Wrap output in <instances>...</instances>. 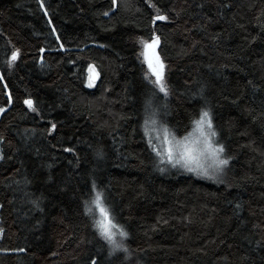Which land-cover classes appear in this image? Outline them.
<instances>
[{
  "label": "trees",
  "instance_id": "trees-1",
  "mask_svg": "<svg viewBox=\"0 0 264 264\" xmlns=\"http://www.w3.org/2000/svg\"><path fill=\"white\" fill-rule=\"evenodd\" d=\"M152 2L183 9L179 18L168 11L174 23L158 22L173 95L153 98L156 119L182 138L207 104L233 157L223 183L161 172L148 147L151 85L137 59L138 37L151 35L146 0H117L115 9L111 0H43V9L37 0H0V147L12 157L0 161V249H24L0 251V264H86L104 243L83 209L93 180L129 232L125 264H264V0H224L231 6L219 12L220 0ZM14 47L21 56L9 68ZM89 64L101 73L93 89L84 84ZM201 89L205 100L194 99ZM28 97L40 115L23 104ZM49 121L57 123L51 134ZM61 145L78 149V168ZM41 194L43 212L29 202Z\"/></svg>",
  "mask_w": 264,
  "mask_h": 264
},
{
  "label": "snow or ice",
  "instance_id": "snow-or-ice-1",
  "mask_svg": "<svg viewBox=\"0 0 264 264\" xmlns=\"http://www.w3.org/2000/svg\"><path fill=\"white\" fill-rule=\"evenodd\" d=\"M40 7L43 9L45 5L43 0H37ZM148 7L153 11L150 14V24H151V35L147 38L141 36L138 37V44L140 45V51L137 54V59L141 60V63L147 64L148 71L144 73L143 78L148 85H151L149 92L145 94L144 101V135L147 137L148 147L155 152L156 156L160 158L161 164L171 165L172 168H180L186 172L192 173L198 178L213 180L214 182L223 183L221 177L225 174V170L229 167L230 160L233 159L231 155L227 154L226 146L221 143L217 137L218 133L214 125L213 111L207 104L199 105L198 111L195 112L190 117V123L193 125V131L187 133L181 140H177L174 134H171L167 126L161 125L163 131V144L168 145L165 150L158 149L153 143V138L151 133L156 131V125L158 123L156 117L158 115L157 110L153 107V98L158 94H163L165 101L168 100L170 96L173 95V89L171 88L168 80V65L162 57L158 48L161 44V36L159 35L157 28L159 27L158 22L164 24L174 23L173 18L168 14V11L175 12L176 18H179L180 12L183 9L177 10L175 7L165 11L163 8L159 7L152 0H146ZM112 9H115L118 4L117 0H111ZM199 7L203 8L204 5L200 4ZM231 5L220 0L218 4V12L220 8L227 9ZM111 10V9H110ZM45 15H48L47 10L45 9ZM261 14L264 15V10H261ZM104 16L109 15V11L103 12ZM259 19V17H257ZM51 23V21H49ZM238 27H243V25H238ZM53 28V32L55 33ZM216 36L212 37L213 39L218 38ZM256 36H252L248 39L249 43H252L256 40ZM57 41L60 40V37H56ZM100 47H105L106 45L100 44ZM60 49H64V44L60 43ZM44 49L41 48L40 52H43ZM21 50L19 48H13L11 55L7 58V65L9 68L13 67L16 62L20 59ZM42 62V61H41ZM101 78V73L96 69L92 64L88 65V72L84 81L85 87L88 89H93L97 87V81ZM4 77L0 76V81H3ZM252 84L251 81L248 82ZM255 87V86H253ZM6 101L5 105L11 106L13 104V96L7 90V85H4ZM183 95V93H181ZM199 96L200 100H205L203 95V89L199 93H193V98L195 99ZM23 104L27 109L32 112L40 115V111L37 106L34 104V101L31 97L23 99ZM167 108V104L164 105ZM7 111V107L0 106V114H3ZM50 127L46 131L51 134L57 129V123L49 121ZM151 126V127H150ZM193 133H196L193 136ZM171 137V139H169ZM157 140L160 139V136L157 135ZM6 137L0 134V145L4 143ZM9 143H11L9 141ZM91 147V145H89ZM52 147H57V145H52ZM62 151L65 153H70L74 159H69L68 163L73 166V168H78L80 165V156L78 149L75 146H60ZM39 151V150H37ZM94 155L96 159L101 160L105 157L106 153L104 151L103 145H100L95 149ZM7 159H12L11 156H5L3 148L0 147V161ZM49 168L53 167V164L48 165ZM161 172H164V168L159 169ZM52 177L49 175L48 180H51ZM30 183V181H29ZM90 198L84 200L83 209L84 214L89 217L91 221V227L94 229V238H98L104 243L97 249L95 254L89 256L88 262L86 264H125L126 261H130L131 249L126 245L125 240L129 237V232L125 227L117 222V217L115 215L112 206L108 204L107 198L104 195V191L99 189L96 181L93 180L90 185ZM42 196L36 197L35 199H30L29 202L33 207L40 212L44 211V208L41 207ZM3 207V205H0ZM241 205L236 204V209L239 210ZM94 209L98 211L99 215L97 216L94 212ZM160 223V220L157 221ZM167 223V221H163ZM256 227V225H254ZM155 230V226H153ZM3 229L0 228V233H3ZM107 245V254L105 255V247ZM257 246H264V238L260 241H257ZM0 251L10 252V251H24V249H0ZM123 253V258H121L118 253ZM136 264H139L137 261Z\"/></svg>",
  "mask_w": 264,
  "mask_h": 264
},
{
  "label": "rangeland",
  "instance_id": "rangeland-1",
  "mask_svg": "<svg viewBox=\"0 0 264 264\" xmlns=\"http://www.w3.org/2000/svg\"><path fill=\"white\" fill-rule=\"evenodd\" d=\"M146 64V63H145ZM146 67H147V64H146ZM144 125V124H143ZM151 127V126H150ZM156 131H153L152 133H151V136H152V138H153V143L155 144V146L158 148V149H160V150H165L167 147H168V145H165V144H163V131H162V128H161V125H160V123H157V125H156ZM143 131H144V127H143ZM193 131V128H192V130L190 131V132H192ZM157 135H159L160 136V139L159 140H157L156 139V137H157ZM196 135V133H193V136H195ZM147 138V137H146ZM183 138V137H182ZM182 138H176L177 140H181ZM169 139H171V137H169ZM158 159H159V165L161 166V167H159V169L160 168H164L165 169V173H169V172H172V171H175V172H177V171H179V172H181V173H185V174H190V175H193L194 177H196V178H198L197 176H195L194 174H192V173H189V172H186V171H184L183 169H180V168H172L171 167V165H168V164H161L160 163V158L158 157ZM199 179H201V180H206V181H210V182H214L213 180H209V179H203V178H199ZM217 183V182H216ZM94 212L96 213V215L98 216L99 215V213H98V211H96L95 209H94Z\"/></svg>",
  "mask_w": 264,
  "mask_h": 264
},
{
  "label": "water",
  "instance_id": "water-1",
  "mask_svg": "<svg viewBox=\"0 0 264 264\" xmlns=\"http://www.w3.org/2000/svg\"><path fill=\"white\" fill-rule=\"evenodd\" d=\"M98 82V81H97Z\"/></svg>",
  "mask_w": 264,
  "mask_h": 264
}]
</instances>
